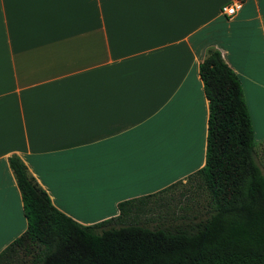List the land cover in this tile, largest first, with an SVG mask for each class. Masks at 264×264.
<instances>
[{"label":"crops","instance_id":"crops-1","mask_svg":"<svg viewBox=\"0 0 264 264\" xmlns=\"http://www.w3.org/2000/svg\"><path fill=\"white\" fill-rule=\"evenodd\" d=\"M233 1L0 0V254L28 227L12 156L84 226L202 169L211 49L264 138V0Z\"/></svg>","mask_w":264,"mask_h":264},{"label":"trees","instance_id":"trees-1","mask_svg":"<svg viewBox=\"0 0 264 264\" xmlns=\"http://www.w3.org/2000/svg\"><path fill=\"white\" fill-rule=\"evenodd\" d=\"M199 73L209 101L206 164L188 182L208 193L207 218L149 227L135 219L158 196L150 195L123 201L117 217L84 226L53 205L15 155L9 164L28 227L0 254V264H264V174L241 80L214 49Z\"/></svg>","mask_w":264,"mask_h":264},{"label":"rangeland","instance_id":"rangeland-1","mask_svg":"<svg viewBox=\"0 0 264 264\" xmlns=\"http://www.w3.org/2000/svg\"><path fill=\"white\" fill-rule=\"evenodd\" d=\"M255 160L264 174V138L255 146ZM212 212L208 193L197 188L196 182H187L150 199L135 219L149 227L176 224L185 219H204Z\"/></svg>","mask_w":264,"mask_h":264},{"label":"built area","instance_id":"built-area-1","mask_svg":"<svg viewBox=\"0 0 264 264\" xmlns=\"http://www.w3.org/2000/svg\"><path fill=\"white\" fill-rule=\"evenodd\" d=\"M244 2L245 0H234L230 4L223 6L221 13L232 18L242 9Z\"/></svg>","mask_w":264,"mask_h":264}]
</instances>
